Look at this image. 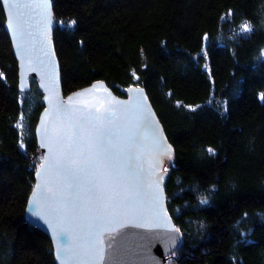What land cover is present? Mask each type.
I'll return each instance as SVG.
<instances>
[{"label": "trees", "instance_id": "trees-1", "mask_svg": "<svg viewBox=\"0 0 264 264\" xmlns=\"http://www.w3.org/2000/svg\"><path fill=\"white\" fill-rule=\"evenodd\" d=\"M52 11L62 91L141 84L174 147L163 188L182 240L167 264H264V0H52ZM4 20L0 2V264H56L24 217L41 90L32 77L18 88Z\"/></svg>", "mask_w": 264, "mask_h": 264}, {"label": "water", "instance_id": "water-1", "mask_svg": "<svg viewBox=\"0 0 264 264\" xmlns=\"http://www.w3.org/2000/svg\"><path fill=\"white\" fill-rule=\"evenodd\" d=\"M0 2L18 88L34 78L43 102L25 219L48 236L56 264H167L182 240L163 188L174 147L144 87L119 95L95 79L64 93L52 0Z\"/></svg>", "mask_w": 264, "mask_h": 264}, {"label": "snow or ice", "instance_id": "snow-or-ice-1", "mask_svg": "<svg viewBox=\"0 0 264 264\" xmlns=\"http://www.w3.org/2000/svg\"><path fill=\"white\" fill-rule=\"evenodd\" d=\"M13 7H15V3H13ZM250 30H251L250 28H247V27L244 28V32H245V33L249 32ZM211 151H213V150H212V149H209V152H211ZM203 202H206V201H202V203H203ZM118 203H119V202L117 201V204H118ZM62 239H63V237H62Z\"/></svg>", "mask_w": 264, "mask_h": 264}, {"label": "rangeland", "instance_id": "rangeland-1", "mask_svg": "<svg viewBox=\"0 0 264 264\" xmlns=\"http://www.w3.org/2000/svg\"><path fill=\"white\" fill-rule=\"evenodd\" d=\"M174 251V250H173Z\"/></svg>", "mask_w": 264, "mask_h": 264}]
</instances>
